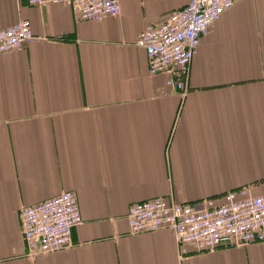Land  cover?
Returning a JSON list of instances; mask_svg holds the SVG:
<instances>
[{
	"label": "crops",
	"instance_id": "crops-1",
	"mask_svg": "<svg viewBox=\"0 0 264 264\" xmlns=\"http://www.w3.org/2000/svg\"><path fill=\"white\" fill-rule=\"evenodd\" d=\"M189 1L120 0L119 16L85 20L0 0V28L28 19L38 37L0 54V264H264V242L180 256L169 229L131 232L144 200L264 194V0L227 9L173 89L137 39ZM67 190L83 216L71 245L31 254L21 209Z\"/></svg>",
	"mask_w": 264,
	"mask_h": 264
},
{
	"label": "built area",
	"instance_id": "built-area-1",
	"mask_svg": "<svg viewBox=\"0 0 264 264\" xmlns=\"http://www.w3.org/2000/svg\"><path fill=\"white\" fill-rule=\"evenodd\" d=\"M34 6L67 3L85 20L121 14L120 0H26ZM240 0H190L160 23H149L137 39L147 52L149 72L166 73L173 89H185L189 67L201 39L220 16ZM31 22L21 19L0 28V54L34 42ZM25 244L31 254L58 252L72 243L73 229L83 223L78 196L67 190L20 212ZM132 233L169 229L180 256L188 246L213 251L223 246L264 242V194L248 188L228 191L219 203L210 198L202 206L156 197L134 204L128 215Z\"/></svg>",
	"mask_w": 264,
	"mask_h": 264
}]
</instances>
